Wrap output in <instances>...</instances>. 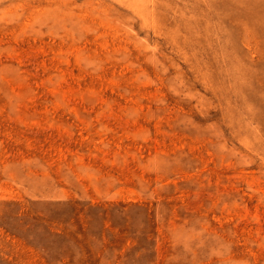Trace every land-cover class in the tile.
I'll return each instance as SVG.
<instances>
[{
	"label": "rangeland",
	"instance_id": "obj_1",
	"mask_svg": "<svg viewBox=\"0 0 264 264\" xmlns=\"http://www.w3.org/2000/svg\"><path fill=\"white\" fill-rule=\"evenodd\" d=\"M0 264H264V0H0Z\"/></svg>",
	"mask_w": 264,
	"mask_h": 264
}]
</instances>
